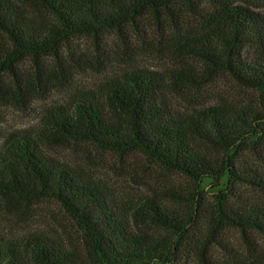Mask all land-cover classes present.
I'll return each mask as SVG.
<instances>
[{"label": "trees", "instance_id": "obj_1", "mask_svg": "<svg viewBox=\"0 0 264 264\" xmlns=\"http://www.w3.org/2000/svg\"><path fill=\"white\" fill-rule=\"evenodd\" d=\"M146 26L171 35L176 68H125L47 108L36 131L0 141V196L16 205L54 200L82 233L69 246L44 233L0 234V264H264V168L242 159L264 151V15L238 0H0V101L5 91L19 99L42 95L41 73L24 72V60L39 69L51 58L65 69L74 39ZM219 75L262 102L172 110L170 91L185 95ZM59 145L144 157L196 183L187 190L191 203L214 183L215 206L194 219L192 209L184 214L175 204L184 198L181 187L121 193L45 153ZM192 227L199 230L193 238ZM230 228L245 246L225 241Z\"/></svg>", "mask_w": 264, "mask_h": 264}, {"label": "rangeland", "instance_id": "obj_2", "mask_svg": "<svg viewBox=\"0 0 264 264\" xmlns=\"http://www.w3.org/2000/svg\"><path fill=\"white\" fill-rule=\"evenodd\" d=\"M238 3L264 15V0H238ZM175 45L173 38L165 29L159 31L156 27L146 26L140 27V31L131 30L130 33L123 35L110 31L99 40L91 37L74 39L70 43L69 52L64 54L65 69L58 67L51 58H45L39 69L33 67L30 60H24L19 64L24 72L41 73L42 82H37L36 85L41 86L42 95L19 99L10 91L4 92L0 101V141L13 132L36 131L41 127L47 108L66 104L77 91L96 90L99 84L125 68L136 67L158 73L176 68L178 54ZM68 65L77 68L73 76L68 73ZM224 99L253 104L262 102L260 94L256 91L240 86L225 75L213 77L200 89L189 91L185 95L171 91L168 93L169 104L175 112L190 113L202 107L213 106ZM44 150L55 160L73 167H81L93 176L106 178L121 193L127 191L151 194L153 189L181 187L182 192L178 196L184 198L174 203L184 214L190 213L192 209L196 214L194 219L204 211L212 210L216 202L215 196L219 192L214 183H208L204 187V192L195 196L191 203L186 200L187 198L191 200L187 190L192 192L193 188H196V183L172 170H164L155 163H149L144 157L138 155L122 157L114 153L97 151L90 146L59 145ZM242 159H248L256 166L264 168V151L261 154L244 152ZM199 206L203 208L200 209ZM198 231L196 227H192L190 237H195ZM30 233L47 234L61 239L68 246L74 239L80 240L82 237L76 223L58 202L40 200L27 205H16L0 196V234L8 238L21 239ZM222 234L228 244L245 246L239 230L230 228ZM179 236V232L174 233L173 240Z\"/></svg>", "mask_w": 264, "mask_h": 264}]
</instances>
